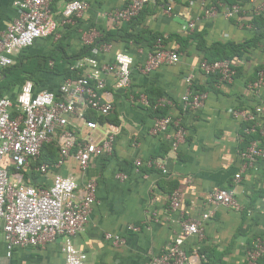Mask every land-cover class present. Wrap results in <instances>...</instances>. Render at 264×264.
<instances>
[{
  "label": "crops",
  "instance_id": "obj_1",
  "mask_svg": "<svg viewBox=\"0 0 264 264\" xmlns=\"http://www.w3.org/2000/svg\"><path fill=\"white\" fill-rule=\"evenodd\" d=\"M16 1L22 0H0V31H4L18 16ZM86 1L90 7L83 18L73 24L59 26V39L40 42V52H49L54 49L53 44L57 45L61 40L58 44L62 43L68 55L77 53L85 46L83 38L94 29L98 31L96 41L104 40L118 28L100 15L130 2ZM212 1L154 0L137 20L120 27L121 35L105 42L111 46L109 52H101L97 46L91 54L101 63H110L115 61L118 53L125 52L134 58V65L132 86L128 92L118 90L114 80L108 82L107 91L113 98L115 112L109 116L110 120L99 123V129L94 133L100 138L108 125L119 130L113 155L93 159L85 173L72 159L66 167L55 171L74 177L80 190L88 180L97 181V202L90 222L75 239L76 247L87 254L88 264H148L162 253L173 237L182 235L180 220L183 214L186 218L200 219L204 213L214 212L203 223L204 240L190 237L185 243L189 253L199 246L208 264H245L247 249L256 237L264 236V167L248 171L241 181H235L241 165L238 151L242 124L231 113L234 108L264 107V88L257 93L247 88L248 82L255 78L257 69L264 63V39L243 61L235 81L220 88H209V77L199 70L202 52L196 42H190L186 48L183 46L185 49L178 64L161 66L149 75L141 71L153 38L165 36L169 39L170 48H180V43L185 45L182 39L189 35L186 30L191 21H196L193 33L201 34L207 45L218 41L242 43L255 34L250 23L253 7L249 3L244 6L242 17L228 20L222 15L204 17L203 11L213 5ZM168 6L172 8L170 14L166 12ZM63 9V1L54 2L53 10L58 19ZM190 73L195 75L196 87L208 88L205 106L196 113L184 112L180 106L181 97L186 92L184 78ZM20 91L21 88H17L7 96L15 100ZM133 93H154L155 96L161 95L160 99L166 98L174 103L170 107L171 115L181 117L188 130L186 142L181 144L177 155L171 151L167 134H150L155 118L147 108L131 102ZM172 131L169 135L173 134ZM45 152L47 154V149ZM154 157L164 159L167 174L147 167L139 171L135 168L137 158L146 162ZM119 174L126 175L127 179L119 180ZM23 175L26 184L48 186L52 183L51 178L36 171L25 170ZM172 189L182 195L180 211L175 213L168 207ZM218 189L234 191L243 211L210 203L209 195ZM130 226L137 230H129ZM108 232L121 236L125 243L116 246L107 241L105 234ZM63 245L64 238H59L46 246L16 249L8 258L0 226V264H65Z\"/></svg>",
  "mask_w": 264,
  "mask_h": 264
},
{
  "label": "built area",
  "instance_id": "obj_2",
  "mask_svg": "<svg viewBox=\"0 0 264 264\" xmlns=\"http://www.w3.org/2000/svg\"><path fill=\"white\" fill-rule=\"evenodd\" d=\"M56 1L64 2L61 18L53 10ZM154 0H130L128 5L100 15L104 20L120 28L137 19L147 5ZM253 14L264 13V0H249ZM18 16L0 31V81L3 72L14 65L17 56L32 47L37 40L54 37L57 41L59 26L73 24L83 18L89 9L86 0H22L14 3ZM170 14L172 8L167 7ZM204 17L238 19L245 14L242 4L227 5L219 3L204 9ZM196 21L187 26L189 34L195 32ZM98 37L97 30H91L84 37L85 45H92ZM168 38L157 39L141 67L142 73L149 75L161 66H174L181 61V52L170 48ZM108 43L99 45L101 52H109ZM53 66V62L50 63ZM134 58L125 52L118 53L114 62L101 63L93 56L78 59L70 66L72 72H78L77 78L65 79L58 91H35L36 85L26 81L16 99L0 97V226L6 244L7 257L16 249L46 246L59 238H64L63 253L65 264H88L87 254L75 245V239L83 233L97 202L98 184L88 180L80 190L74 177L64 176L56 170L66 167L72 159L81 172L88 171L93 159L109 158L114 153L115 141L119 130L113 125L100 138L94 133L99 129V122L90 118L109 117L115 112L114 101L107 91L108 82L115 81L118 90L128 92L132 86V68ZM199 70L205 76H216V87L232 84L237 71L229 60L209 62L202 60ZM195 75L190 73L184 78L186 92L181 97V110L198 112L204 108L207 92H198L194 85ZM247 88L257 93L264 88V63L257 70L256 78L247 84ZM133 104L151 107L146 94L130 96ZM174 103L166 98L158 100L154 106L170 108ZM242 124L239 144L245 141L244 135L256 138L249 141L245 148L239 147L241 165L235 174V181L243 179L248 171L259 170L264 163V107L257 105L252 109L234 108L231 112ZM170 130H173L169 135ZM150 134H167L171 141V151L178 154L181 144L186 142L188 130L181 117L172 115L156 118ZM54 145L57 149L55 162H38L43 157L46 146ZM139 171L142 167L156 169L164 175L168 173L164 159L151 158L144 162L141 158L134 161ZM25 170L36 171L52 183L48 186L30 185L24 182ZM117 178L127 179L124 174ZM182 195L174 190L169 197L170 212L181 208ZM209 202L237 212L243 208L236 199L235 192L218 189L209 195ZM214 212L204 213L200 219L181 216L182 235L173 237L161 254L152 258L148 264H204L205 255L197 246L192 253L186 249L187 238H205L203 223ZM129 230H137L130 226ZM105 239L116 246L125 243L123 238L113 233H106ZM264 236L256 237L252 246L245 252V264H264Z\"/></svg>",
  "mask_w": 264,
  "mask_h": 264
},
{
  "label": "trees",
  "instance_id": "obj_3",
  "mask_svg": "<svg viewBox=\"0 0 264 264\" xmlns=\"http://www.w3.org/2000/svg\"><path fill=\"white\" fill-rule=\"evenodd\" d=\"M212 2L213 5L225 3L230 6L235 4H242L243 6H246L249 3V0H213ZM250 23L253 28H255V34L245 42L237 43L232 41H218L211 45H207L206 40L201 34L191 33L184 39H182V41H185V45H182V43H180L181 46L177 49L179 50V52H182L183 49H185L190 42H196L198 50L202 52L201 61L207 60L209 62H216L222 60H229L232 64V67L237 71L238 75V71L240 70L241 65L243 64V61L248 58L247 56L249 55L250 51L255 49L264 39V13L253 14ZM121 30L122 28H118L117 31H115L114 33H109L104 40L99 39L95 41L92 45H85L81 47V49L77 53L71 55H68L65 52L62 43L58 44L61 40L57 42V45L53 44L55 45V47L49 52H40L38 50L39 43L42 41H50L51 38L53 39L54 37L37 40L32 47L25 49L23 52L20 53L19 56H17L15 61L17 64L14 63L13 66L4 70L3 78L0 81V97L7 96V94L11 93L13 90L21 88L26 81L34 82V84L36 85V92L46 89L58 91L60 85L65 79L77 78L78 76V72H72L70 70V66L74 65V63L80 58L91 56L94 48H96L97 46L105 42H110L112 38H116L117 36L121 35ZM160 37L162 36H155L152 40L151 45L153 46L156 43L157 39ZM134 39L138 40V38ZM168 40L169 39L166 40L167 44H169ZM183 46H185V48H183ZM51 62H53V66L50 65ZM207 83L209 88H216V76H210ZM195 90L198 92H207L208 88H204V86L199 88L195 85ZM156 96L154 95V93H147V97L151 104V107L147 108L150 115L155 119L171 115L172 110L170 108H154L156 102L161 98H159V96L161 95L156 94ZM90 118L94 119L99 123H104V121L110 120V117H98L94 114L90 115ZM244 138L245 141L242 145H240V148H245L249 141L256 138V136L249 137L244 135ZM46 149L47 154L45 152ZM160 154H162V150ZM57 158L58 157L56 149L53 145H49L45 147L43 151V157L38 162V164L41 162H55ZM154 159H157V157H154ZM262 166L264 167V163ZM174 190L175 189H172L171 193ZM204 264H208L207 261Z\"/></svg>",
  "mask_w": 264,
  "mask_h": 264
},
{
  "label": "rangeland",
  "instance_id": "obj_4",
  "mask_svg": "<svg viewBox=\"0 0 264 264\" xmlns=\"http://www.w3.org/2000/svg\"><path fill=\"white\" fill-rule=\"evenodd\" d=\"M15 64H17V63L15 62Z\"/></svg>",
  "mask_w": 264,
  "mask_h": 264
}]
</instances>
